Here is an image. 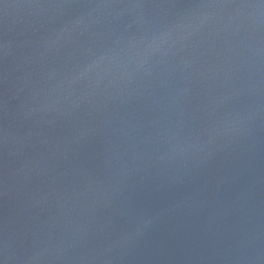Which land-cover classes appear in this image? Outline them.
I'll return each mask as SVG.
<instances>
[{
  "label": "water",
  "instance_id": "water-1",
  "mask_svg": "<svg viewBox=\"0 0 264 264\" xmlns=\"http://www.w3.org/2000/svg\"><path fill=\"white\" fill-rule=\"evenodd\" d=\"M0 264H264V0H0Z\"/></svg>",
  "mask_w": 264,
  "mask_h": 264
}]
</instances>
